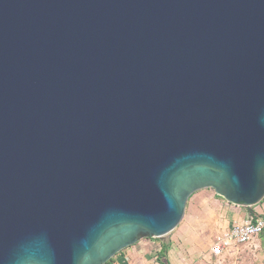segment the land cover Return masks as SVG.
Returning <instances> with one entry per match:
<instances>
[{
  "label": "water",
  "instance_id": "95a60500",
  "mask_svg": "<svg viewBox=\"0 0 264 264\" xmlns=\"http://www.w3.org/2000/svg\"><path fill=\"white\" fill-rule=\"evenodd\" d=\"M205 189L264 200V0H0V264H106Z\"/></svg>",
  "mask_w": 264,
  "mask_h": 264
},
{
  "label": "crops",
  "instance_id": "0c3cea01",
  "mask_svg": "<svg viewBox=\"0 0 264 264\" xmlns=\"http://www.w3.org/2000/svg\"><path fill=\"white\" fill-rule=\"evenodd\" d=\"M207 190L210 189L194 193L187 201L186 207L192 204L195 213L178 234L170 238L142 239L112 258L111 264H207L212 255L210 246L206 248L202 239L213 243L215 237L227 232L234 224L264 212V201L241 208L219 199L212 190L211 194H203ZM164 245H169V249L165 257L157 259L156 255Z\"/></svg>",
  "mask_w": 264,
  "mask_h": 264
},
{
  "label": "rangeland",
  "instance_id": "374dc122",
  "mask_svg": "<svg viewBox=\"0 0 264 264\" xmlns=\"http://www.w3.org/2000/svg\"><path fill=\"white\" fill-rule=\"evenodd\" d=\"M204 193L211 194L210 190L203 192V194ZM191 205L185 208L183 219L180 222V224L177 226V228L174 231H172L169 235L165 236V238H170L178 234L180 229L183 227V225L184 224L186 225L188 218L195 213V210L192 209ZM198 214L200 217V213ZM204 239H208V238H204ZM202 243L206 248H209L212 242L211 240L205 241L202 239ZM206 263L207 264H264V234L259 236L257 240L256 239L252 240L246 245L239 246L235 250L224 252L222 255L217 257L212 255L211 257H209V261Z\"/></svg>",
  "mask_w": 264,
  "mask_h": 264
},
{
  "label": "built area",
  "instance_id": "2783aa9c",
  "mask_svg": "<svg viewBox=\"0 0 264 264\" xmlns=\"http://www.w3.org/2000/svg\"><path fill=\"white\" fill-rule=\"evenodd\" d=\"M262 234H264V212L251 215L248 219L234 224L224 234L215 237L210 246V254L220 256L224 252L246 245Z\"/></svg>",
  "mask_w": 264,
  "mask_h": 264
},
{
  "label": "trees",
  "instance_id": "16d2710c",
  "mask_svg": "<svg viewBox=\"0 0 264 264\" xmlns=\"http://www.w3.org/2000/svg\"><path fill=\"white\" fill-rule=\"evenodd\" d=\"M168 249H169V245L162 246L160 252L156 255L157 259H161V258L165 257V254L168 251ZM111 262H112V259L110 261H108L106 264H111Z\"/></svg>",
  "mask_w": 264,
  "mask_h": 264
}]
</instances>
